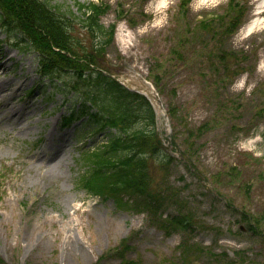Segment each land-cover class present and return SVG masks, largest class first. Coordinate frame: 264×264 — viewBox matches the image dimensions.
Returning a JSON list of instances; mask_svg holds the SVG:
<instances>
[{"label":"rangeland","instance_id":"rangeland-1","mask_svg":"<svg viewBox=\"0 0 264 264\" xmlns=\"http://www.w3.org/2000/svg\"><path fill=\"white\" fill-rule=\"evenodd\" d=\"M88 1L96 0H50L75 16V3ZM100 1L111 6L101 23L116 26L104 55L116 78L158 79L155 100L147 96L155 128L166 146L175 138L178 152L151 172L178 191L194 225L167 235L145 213L118 209L78 184L87 169L83 149L99 148L104 131L76 133L84 118L59 124L51 109L66 117L69 106L59 94L47 107L26 95L37 59L0 29V82L16 87L0 101V259L264 264V0H243L242 25L227 36L220 16L228 0H191L185 12L179 0ZM250 24L257 27L249 32ZM179 152L189 155L192 172ZM176 212L170 205L162 218Z\"/></svg>","mask_w":264,"mask_h":264},{"label":"trees","instance_id":"trees-1","mask_svg":"<svg viewBox=\"0 0 264 264\" xmlns=\"http://www.w3.org/2000/svg\"><path fill=\"white\" fill-rule=\"evenodd\" d=\"M75 8L77 16L71 11L66 16L59 5L52 6L48 1L0 0V23L8 35L37 53L42 76L37 89L42 100L49 102L57 93L69 95L67 100H80L77 108L71 103L68 118L86 116L81 122L82 134L95 137L104 131L102 147L83 149L82 160L88 170L80 178V185L102 199L112 198L118 209L145 212L167 232H187L194 221L183 207L180 209L179 194L167 187L165 178L156 181L151 172L152 163L163 169L171 157L153 128L150 104L102 72L114 26L106 28L100 20L110 6L90 1L76 2ZM243 12L239 0H230L226 14L220 16L226 21L225 34L235 31ZM72 18L78 20L82 33L73 30ZM181 156L189 161L187 155ZM172 202L178 205L176 214L158 221L160 211Z\"/></svg>","mask_w":264,"mask_h":264},{"label":"bare ground","instance_id":"bare-ground-1","mask_svg":"<svg viewBox=\"0 0 264 264\" xmlns=\"http://www.w3.org/2000/svg\"><path fill=\"white\" fill-rule=\"evenodd\" d=\"M257 27V25L255 24H250V27L248 29V31H252ZM15 86L13 85V83L11 81H3L0 82V101H2L7 95L9 96L10 94H14L15 91ZM147 92L151 95V97L153 96V93L150 92L149 88L147 89Z\"/></svg>","mask_w":264,"mask_h":264}]
</instances>
